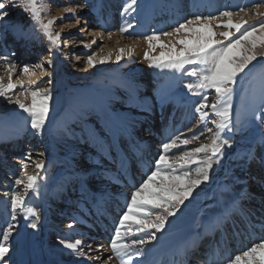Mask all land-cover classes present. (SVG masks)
I'll list each match as a JSON object with an SVG mask.
<instances>
[{
    "label": "snow or ice",
    "instance_id": "6c2138e0",
    "mask_svg": "<svg viewBox=\"0 0 264 264\" xmlns=\"http://www.w3.org/2000/svg\"><path fill=\"white\" fill-rule=\"evenodd\" d=\"M137 6L138 0H125L121 15L135 12ZM47 7L42 0H0V38L11 34L14 39L29 40L36 31H39L47 42V51L59 52L62 46H68L69 41L62 37L63 27L59 31L55 30L57 19L63 20L65 14L75 17L78 9L95 8L97 5L85 2L77 7L64 6L60 8L58 17L47 16ZM12 8H20L22 13L27 14V19L31 23V32L25 30L23 25L12 22L10 10ZM261 9H264V0H254L251 4L237 8H225L218 15H192L177 23L170 31H154L144 37L149 51L144 53L143 58L149 62L150 68L180 70L186 64L201 66L202 70L199 73L195 70L188 73L196 79L184 85L191 95L201 96L195 107V112L199 114L195 128L199 131L189 127L188 133L191 135L180 132L164 141L160 145L162 152L153 161L154 166L146 179L132 191L130 201L126 204V211L120 215L118 226L115 227L114 235L108 242L112 256L118 259L120 264H149L147 260V254L151 251L149 246L159 241L158 234L164 233L170 226V218H178V214L183 213V209L187 207L186 201L190 202L194 199L195 190L211 181L214 166H221L226 150L233 147L235 134L243 136L250 145L244 151V159L248 162L259 159L264 163V156L258 157L256 152L257 148L264 149V89L261 91L260 104L251 110L250 116H246L243 121L234 122L232 104L238 77L245 74V70L253 61L258 58L264 59V11ZM236 17L239 19L234 22ZM248 18L257 22L249 23ZM79 23L80 20L77 19L72 26L75 27ZM221 26L227 30L220 31L221 39H217L214 27ZM132 27L133 25L127 24L119 31L121 34H126ZM233 29L235 31H232ZM80 31L86 32L87 29L81 28ZM91 35L93 37L91 44L95 45L97 36L102 39L104 33L94 32ZM107 36L111 39L112 32H107ZM162 37L169 38V42L162 43ZM156 48L161 51L159 55L154 56L151 53ZM103 50L101 47L100 51ZM133 51L132 47L119 48L115 56L116 62L123 60L125 54L131 59ZM15 56V52L10 56H0V60L4 61L3 67L7 79L5 84V76H0V97L26 113L29 119L25 124L30 127L34 135L43 136L48 131L46 125L49 122L50 101L54 99V90L52 87H36L37 81L31 77H35V69H39L40 76L47 77L45 83L49 86L53 85V73L48 69L55 67L54 59L50 58L46 61L47 67L39 63L21 66L11 59ZM111 56V52L107 56L92 53L87 56L86 63L89 68H95L97 64H105ZM18 68L19 76L29 77L28 87L24 86L19 76L13 82ZM18 87L19 91H17ZM209 90L215 92V100L211 103L206 94ZM135 100L136 91L132 88L129 101ZM205 134L209 143L201 142L191 150H186L188 145L200 141ZM89 139L97 142L93 132L89 133ZM43 155L42 152L38 153V156ZM24 159L31 163L23 165L20 175L15 179L16 187L3 193L5 198L10 197V212H6L5 224L0 228V264H11L10 253L13 251V243L21 250L27 249L32 243L31 234H21L18 231V214H22V218L28 221L26 227L33 232L38 230L41 220L40 212L35 207L28 206L25 197L28 193L39 195L40 182L46 178L44 175L46 166L43 160L34 158L31 151L25 154ZM192 166L195 168L193 169ZM30 168L33 169L31 173ZM157 177H161L159 182ZM164 177L167 178V182ZM145 195L154 202L151 204L144 202ZM140 212L144 214L141 215ZM133 216L138 217L139 223H126ZM73 227L74 224H68L69 229ZM210 227L213 230H222L226 227V217H218L212 221ZM129 235L134 236L135 239H127ZM59 245L74 257L89 261L100 260L101 256L93 257L91 252H99L104 247L101 245L93 249L92 245L86 244L83 239L74 241L61 239ZM195 247L193 242L185 250V254ZM258 252L264 253V238L226 259L221 260L218 256H213L211 264H242V262L264 264V261L257 259ZM48 264H59V261L53 259Z\"/></svg>",
    "mask_w": 264,
    "mask_h": 264
},
{
    "label": "rangeland",
    "instance_id": "374dc122",
    "mask_svg": "<svg viewBox=\"0 0 264 264\" xmlns=\"http://www.w3.org/2000/svg\"><path fill=\"white\" fill-rule=\"evenodd\" d=\"M45 5H47V12L46 15L49 17L56 16L58 17L60 14L55 13L56 8L60 10V8L64 6L71 5L73 7H77L79 5L84 4L85 2L89 3L90 5L96 4L97 7H85L82 9H78L77 14L75 17H72L68 14H65V17L63 20L57 19V26L55 27L56 31H59L61 27L64 28V32L62 33V37L67 39L69 41L67 47L61 48L59 52H48L47 48V42L45 38L43 37V34L39 31H36L33 35V37L29 40H17L14 39L11 34H6L4 38H0V56L4 55H11L12 49H14L15 42H21L23 45V51L21 53H16L15 57H11V59L21 66L23 64H45L46 61L50 58L54 59V68L48 69L51 73H53V85L49 86L45 83L47 77H42L41 80H37L35 77H31L32 79H35L37 81L36 87H52L53 88V96L54 99L50 101V112H49V122L46 125L48 131L45 132L43 136H36L33 134L30 127H28L25 124V121L29 119L27 117L26 113H23L16 105H10L7 103V101L4 98H0V205H4L7 208L9 206L10 208V197L4 198L3 201L1 200L4 191H10L12 188H15V179L17 176L20 175V171L24 164H30L31 161L24 159L25 154L28 151H31L33 153V157L36 159H41L44 161V164L46 167H51L53 165V162L56 161L58 166L61 168V170L57 169L58 174H52L48 175L47 172H44L45 177L49 176L51 180L56 179L57 181H61L63 179L66 180V185H61L60 189L63 191L61 192V198L59 206L55 207L56 204L52 201L53 208H50L49 210H52V214L48 213V211L45 210V216H52V219H50L51 226L43 228V230H37L36 234L33 235L35 238H37V246L40 249L46 248V244L49 246L47 248L48 250H51L54 245L50 246V242L53 241L54 244L55 241L52 240L51 235V227H56L57 225V214L62 213V210H66V204H64L63 199H65V192L70 191V187H67V179L68 174L71 170H69V163L72 160L71 158H74L72 160L71 164L74 166V171L79 172L83 171V173L89 172L90 170L94 171L93 163L89 159H87V143L84 144L82 141V134H85L83 136V139L86 138V142H89V133L90 132H97V134L103 135V132L105 131L104 125L100 122V119L98 118L102 114H109L108 118L114 121H117V119L120 118H127V115H135L130 114V109H127L125 104H122L124 100L128 98V94L125 91L124 87L130 89L134 88L138 94H136V101H140L143 98H149L151 102H153L156 106L160 107L159 100H163L167 104H172L173 102L176 103L179 99V97L183 96L184 94L191 99L189 109L194 110L196 107V104L201 99V96H193L191 95L187 89L184 88V85L189 82H193L196 78L188 75V73L195 70L196 72H200L201 66L199 65H189L186 64L183 69L180 70H174V69H157V68H150L149 62L147 65V68H140L135 67L136 63L139 62L138 59L135 57H132L131 59L126 56L123 60L120 62V66L116 69L107 70L103 69L101 71H96L93 73H89L86 63V58L88 55L92 53H101L100 48L103 47V51L107 49L108 41L110 40L107 36V32L111 31L112 36L117 34L120 39L123 40V44L119 46H114V50L119 48H127L132 47V45H128L131 41H137V40H143L145 42V45L141 47V51L143 52V55L140 59L143 61H146L143 56L145 52H148V44L147 41L144 39L145 36L151 35L154 31L155 32H161L168 30L170 31L172 28L168 25V28L163 30L162 28L158 27V23L155 19V17L152 15V10L154 8H161V11L165 14L162 15L161 18H165L167 14H169L170 18L174 19V16L172 15V12L176 10L178 7H183L184 13L189 12V14L185 15V18H190L192 15H218L221 11H223L225 8H237L238 6H242L245 4H251L254 2V0H217V3H220L221 6L218 9H212V12H208L209 3L211 4L212 0H138V6L135 12H129L127 14L121 15V11L123 8V4L125 3V0H43ZM187 6V7H186ZM194 7L197 9L194 11ZM190 8V9H189ZM12 13V22L15 24L23 25L25 30L31 32V23L27 19V14L22 13V10L20 8H12L10 9ZM169 10V13L167 12ZM160 11V10H158ZM261 11H264V9H261ZM212 13V14H211ZM161 15V14H160ZM97 16V17H96ZM98 18L95 19L94 18ZM79 18L80 23L79 25L73 27L72 25L75 24V21ZM184 18V19H185ZM238 18V17H236ZM249 23H256V20H253L252 18H248ZM87 21V23H86ZM234 18V22H235ZM181 22V21H180ZM161 23V22H160ZM86 24V29H94L96 31L103 32L104 36L101 39L99 36H97V43L95 45L91 44V40L93 37H87L86 32L80 31L81 28H84V25ZM127 24L133 25L132 28H130L129 32L126 34H121L119 29ZM71 25V26H70ZM164 25H166L164 23ZM67 28H65V27ZM156 26V28H155ZM140 28H145L146 32L144 34L142 33ZM214 30L217 32V39H221L219 36L220 31H226L227 29H224L222 26L220 28H215ZM232 31H235L234 29ZM90 30L88 33V36L90 35ZM92 36V35H91ZM12 39V41H11ZM81 40L83 42L81 43H87L85 46H81L80 43H78V40ZM176 39V38H174ZM14 41V42H13ZM63 42V41H62ZM162 43H168L161 38ZM76 45H75V44ZM63 44V43H62ZM78 45V46H77ZM133 48V47H132ZM21 49V50H22ZM161 49L156 48L154 52H152V55H159V52ZM103 54V53H102ZM102 54H99V56H102ZM80 57V58H79ZM84 63V64H83ZM135 63V64H134ZM127 64H132L133 69H128L127 72H122ZM4 61L0 60V76H5V69L3 67ZM19 68L17 69V75L14 76L13 82L16 81L17 76H19ZM40 72V70L38 69ZM146 72V73H145ZM125 74V75H124ZM143 75V78H142ZM248 76V80L245 81L244 77ZM141 77V78H140ZM24 82V86L28 87V76H19ZM146 79L149 85L138 91L142 85L140 83H143L142 80ZM7 79H5L4 82H6ZM246 85V86H245ZM264 89V59L258 58L256 61H253L251 65H249V68L245 70V74H241L240 77H238V83L235 86V92L233 95V120L236 122L237 120L243 121L245 120L246 116H250L251 110L255 109L260 104V98H261V91ZM19 87L17 88V91H19ZM87 91H93L98 94L97 98L99 100V108L102 110H105L101 112L98 111V106L93 101H89L88 98L85 96V92ZM209 102H213L215 100V92L214 90H209L207 93ZM9 95H12L9 93ZM120 96L118 100H115L114 98ZM160 96V97H159ZM126 97V98H125ZM160 98V99H159ZM186 99V97H184ZM92 102V103H91ZM185 102V101H183ZM136 105V103H134ZM184 106V105H183ZM181 106V107H183ZM180 107V109H181ZM186 110V112L188 111ZM148 114V113H147ZM112 116L114 118H112ZM128 120V119H127ZM135 120L132 119L131 122H134ZM198 121V118L196 120L189 121L188 124H190V127H193L194 131H199V129L195 128V125ZM139 125V123H136ZM123 125V122H122ZM211 126V125H209ZM88 127V130H87ZM134 127V126H133ZM87 130V131H86ZM86 131V133H85ZM10 134H15L13 136L20 135L21 139H24V145L21 147L19 146V139H13L10 142H7L9 139ZM188 134V132L186 133ZM30 137V140H33L35 142L29 141L27 142L26 136ZM189 135V134H188ZM191 135V134H190ZM247 135V133H245ZM10 138V137H9ZM15 138V137H14ZM74 138L72 144L68 146L70 139ZM148 138V137H147ZM236 141H234L233 147L230 149H227V153L225 156V159L222 161L221 166H214V170L212 173V180H215L216 178L220 176H225V172H227V168L231 165L235 167L236 172H240L239 177H245L247 179V184L244 185V189L241 188L239 190L241 192V195L243 198L252 197L259 195H264V163H261L259 159L248 162L246 159H244V151L250 146L246 139H244L243 136L240 134H235ZM78 139V141H76ZM150 139V138H148ZM48 140V142H47ZM21 142V141H20ZM201 142L203 143H209L210 141L207 139V134H205L204 137H201L200 141H196L193 144H190L187 146L186 150H191L192 148L198 146ZM151 144L153 141L150 142ZM22 145V143H21ZM121 145L123 147V144L121 142ZM183 147V146H182ZM237 147H240L238 150H236ZM145 148V147H143ZM157 149V148H156ZM155 149V150H156ZM43 153V156H38V153ZM257 156H264V149L257 148L256 149ZM232 154H235L238 156V158L235 159V161H232L228 159V156L230 157ZM59 158H63L62 160H59L56 158V156ZM234 157V156H233ZM53 158H56V160L51 161ZM58 159V160H57ZM62 161H65L67 166H65V163H62ZM69 165V166H68ZM68 170L67 172L63 171L64 168ZM178 167V165H176ZM193 169L195 166H192ZM111 169V168H110ZM33 171L32 168L29 169V172L31 173ZM110 171V170H109ZM108 170L100 171V173L109 172ZM12 172H16V175L12 176ZM250 172L255 173V175L251 174ZM53 173H56L54 171ZM105 173V174H106ZM104 174V173H103ZM58 175V176H57ZM78 176V175H77ZM75 176V178L77 177ZM255 176L253 179L252 177ZM66 177V178H65ZM74 178V177H73ZM221 178V177H220ZM48 179V178H47ZM101 184L104 186L107 184L105 182V175H103L101 178ZM111 179V178H110ZM157 182L160 181L161 177H157ZM165 181L167 182V178L164 177ZM253 179V180H252ZM48 179V183H44L45 179L40 182L41 187L39 191V196H46V192L44 191V188L47 187L49 184L52 183V181ZM212 180L208 183V187H211ZM70 183V182H69ZM53 185V190L58 188L55 187V183ZM79 185L77 184V187L75 190H78ZM204 185H201V188H198L194 192V197H198L200 195V189H203ZM104 189V188H103ZM106 192L109 194L110 190L115 189V187L110 186V189L106 187ZM19 190V189H18ZM153 190H155L153 186ZM255 191H257L255 193ZM75 192V191H73ZM117 197H125L127 196V199H130L131 194L128 191H123L121 189H116ZM73 194V193H72ZM29 194H27L28 196ZM26 196V197H27ZM48 196L51 198L54 197V195L51 193V191L48 193ZM25 197V198H26ZM77 199V198H75ZM125 200V201H126ZM144 202L146 203H153L154 201L151 200L150 197L144 196L143 197ZM226 200V197L223 199ZM118 202V200H116ZM116 202V203H117ZM47 201H45L44 208H48L50 204H46ZM187 207L183 209V214L186 212L189 214H186L185 216L180 217L176 220L175 223L170 224V226L167 228V230L172 229V231L179 230L182 232V235L184 240L187 236H192L197 234H194L195 227L197 226L195 219L193 218L196 213H198V217L200 219H205L204 215H207V217H210L216 213V211L213 209L212 211H208L204 207L202 208V205L198 203V201H194L193 199L189 201H186ZM61 204H64L62 207L64 209H61ZM65 206V207H64ZM202 208V209H201ZM77 210V209H76ZM193 210V213L190 211ZM10 211V209H9ZM40 211V210H38ZM61 211V212H60ZM126 211V210H125ZM143 213V212H141ZM201 213V214H200ZM144 214V213H143ZM19 216L22 214H18ZM55 218V219H53ZM189 218H193V223L188 224L186 223V220ZM43 220L46 219L42 217ZM139 222L134 219V216L130 218V220L126 223H134L133 221ZM178 221V222H177ZM182 222V223H181ZM56 223V224H54ZM69 223H66V227H68ZM65 226L63 222H60V225H58V229ZM205 225H202L204 227ZM20 228V227H19ZM59 232V237H61V232ZM204 229V228H203ZM209 230V229H208ZM207 230V231H208ZM202 230V232H206ZM193 232V233H192ZM43 235H39L42 234ZM48 233V234H47ZM38 234V236H37ZM185 234V235H184ZM134 237V236H133ZM39 238V239H38ZM135 238V237H134ZM71 238H69V241ZM59 241V240H57ZM88 243V242H87ZM90 244V243H89ZM93 249L99 248L101 245L92 243L91 244ZM37 248V249H38ZM51 248V249H50ZM105 247H103L104 250ZM62 249L60 246L59 249H55L57 252ZM65 250V249H63ZM87 250V249H85ZM105 251L108 252V248H105ZM102 252L98 251H92L91 255L93 257L100 256ZM56 255V254H54ZM72 257V255H69ZM110 256V253L107 257ZM107 257H104L102 260H98L97 262H93L92 264H100L102 261L107 262L110 260H107ZM257 259L260 261H264V253L258 252L257 253ZM50 261V260H49ZM73 259H63V262H69L66 264H71ZM83 261V260H82ZM81 261V262H82ZM113 261V260H112ZM12 262H15L14 259H11ZM61 262V261H60ZM106 264V263H105ZM111 264V263H108ZM243 264V262H242Z\"/></svg>",
    "mask_w": 264,
    "mask_h": 264
},
{
    "label": "bare ground",
    "instance_id": "6f19581e",
    "mask_svg": "<svg viewBox=\"0 0 264 264\" xmlns=\"http://www.w3.org/2000/svg\"><path fill=\"white\" fill-rule=\"evenodd\" d=\"M57 1V0H56ZM42 3L43 4H45L44 3V1L42 0ZM210 6L212 7V9H218L220 6H221V4L220 3H217V0H212V2H211V4H210ZM197 8L196 7H194V11L196 10ZM55 13H57V14H60V10L59 9H57L56 8V12ZM153 15H155V13H153ZM79 19V18H78ZM95 19H97V18H95ZM239 18H235V20H238ZM254 20V19H253ZM71 26V25H70ZM65 27V26H64ZM65 28H67V27H65ZM84 28H86V24L84 25ZM89 30H90V33H99V31H96V30H94V29H87V33H86V36L87 37H92L91 36V34L88 36V33H89ZM64 32V31H63ZM62 32V33H63ZM163 39L165 40V41H167V42H169V38H165V37H163ZM173 40H174V38H172ZM11 41H12V39H11ZM123 40H121L120 39V41H119V37H118V35L117 34H115V35H113L112 36V38L108 41V43H110L109 45H107L106 47H107V49L105 50V51H103V52H101V53H99V54H102V56H107L108 55V53L109 52H111V54H112V56H111V59L110 60H108L105 64H103V65H99V64H97L96 65V67L95 68H89L88 67V65H87V68H89L88 69V71H89V73H93V71L94 72H96V71H101V70H105V69H109V70H112V69H116V68H118L119 66H120V62L119 63H117L116 62V59H115V56H116V54H117V52H118V49H116V50H114V46L116 47V46H119V45H122L123 44V42H122ZM14 42V41H13ZM78 43H80V45L82 46H85L87 43H81L82 41L79 39L78 41H77ZM63 43V42H62ZM75 44V43H74ZM14 45V49H12V51L10 52V53H12V52H15V53H18V52H20L21 51V49L23 48V45H22V43L21 42H15V44H13ZM76 45V44H75ZM128 45H132V47H133V49H134V51H133V54H132V57H135L136 59H138L139 60V62H137L136 63V65H135V67H140V68H144V69H146L147 68V65H148V62H147V60L146 61H143L142 59H140L141 57H142V55H143V52L141 51V47L142 46H144L145 45V42L143 41V40H137V41H131V42H129V44ZM78 46V45H77ZM131 47V46H130ZM99 54H98V56H99ZM126 56H127V54H125V57L124 58H126ZM80 58V57H79ZM84 64V63H83ZM135 64V63H134ZM133 69V67H132V64H127V65H125V67H123V71L122 72H127V71H129L128 69ZM131 69V70H132ZM35 72H36V76H35V78L39 81V80H41V76H40V72L38 71V69H35ZM146 73V72H145ZM125 75V74H124ZM141 78V77H140ZM142 78H143V75H142ZM6 79V78H5ZM21 79V78H20ZM13 80H14V78H13ZM244 80L245 81H247L248 80V76H245L244 77ZM142 82L143 83H140L141 85H142V87H140L139 88V90L140 89H142L143 90V88L144 87H146L147 85H149L148 84V82L146 81V79H143L142 80ZM7 83V80H6V82H5V84ZM246 86V85H245ZM85 96H86V98H88V100L89 101H93V102H95V104H97L96 106H98V102H99V100H98V98H97V96H98V94L96 93V92H93V91H87V92H85ZM0 98H2V97H0ZM118 98H120V96H118V97H116V98H114L115 100H118ZM92 103V102H91ZM98 108H99V106H98ZM101 108H99L98 109V111L99 112H101ZM146 110H148V109H146V107H145V111ZM102 111H104L105 112V110H102ZM149 111V110H148ZM110 117V116H109ZM148 117H150V118H153L154 117V115H153V112H148ZM113 120V119H112ZM114 121V120H113ZM116 122V121H115ZM119 124H122V122H119ZM121 126V125H120ZM13 135H15V134H10L9 135V137H7L9 140L8 141H12L13 139H15V138H17V139H20V137L18 136H13ZM128 136L130 137V131H129V133H128ZM15 137V138H14ZM141 137V136H140ZM29 140H30V138H29ZM20 141L22 142V140L20 139ZM24 144V142H22V145ZM138 151H141V147H139V149H138ZM105 173V172H104ZM48 181V179H47V177L45 178V182L44 183H48L47 182ZM121 190H125V188H120ZM126 191V190H125ZM116 195H119V194H116ZM54 197H55V195H54ZM5 198V197H4ZM118 198L120 199V200H118V201H125L126 199H127V196H125V197H119L118 196ZM7 199V198H6ZM228 202H230V199L226 196V200H224V203H228ZM50 206V205H49ZM48 206V207H49ZM6 210H9L10 208H9V206H7V208H5ZM6 210H4L5 212H7ZM73 211H77L76 209H74ZM4 212V213H5ZM6 214V213H5ZM20 218H21V220L22 221H24V219L22 218V215H20ZM26 221V220H25ZM178 222V221H177ZM182 223V222H181ZM186 223H188V224H191L192 225V223H193V219L192 218H189V219H187L186 220ZM54 224H56V223H54ZM208 224V223H207ZM20 227V226H19ZM18 231L21 233V234H31V241H32V243L30 244V246L27 248V249H24V250H21V249H19L18 247H17V245L15 244V243H13V245H12V248H13V251L10 253V256H11V259H14L15 260V262H12V264H21V261L22 260H24V258L26 257V253L27 252H31V253H36V257L37 258H39V256H40V253L41 252H43V251H45V252H47V247L44 249V248H42L41 247V249H42V251L40 252L37 248H36V246H37V238H35V236H33V235H35L36 234V232L37 231H35V232H33V230L32 229H27V228H18ZM54 231H56V229H55V227H51V233H54ZM170 231H172V229H169V230H166L164 233H168V232H170ZM58 232V231H57ZM193 233V232H192ZM206 233V232H205ZM202 234H204V233H202ZM38 235V234H37ZM185 235V234H184ZM190 237H191V235L190 236H187L184 240H181V242H182V244L183 245H189L190 244ZM127 239H128V237H126ZM17 239H19V238H17ZM166 239H169L170 240V237H167ZM56 244H54V246H53V248L54 249H59L60 248V245H59V242H55ZM85 243L86 244H89V242L87 243L86 241H85ZM95 244H97V242H95ZM100 244V242L98 243V245ZM62 247V246H61ZM100 252H102L101 254H100V256H102L103 258H102V260L104 259V257H107L108 255H109V253H107V251H105V248H104V250L103 249H101V251ZM67 253H69L67 250H63V248L62 249H60L58 252H56V255H52V256H49V258L51 259V258H53V259H56V260H58L59 258H61L64 254H67ZM46 258H47V256H45ZM49 258H47L48 259V261H49ZM197 258V257H196ZM73 259V258H72ZM77 259V258H76ZM67 260V259H66ZM83 261L82 262H80V264H86V262L87 263H93V262H97L98 260H91V261H89V260H85V259H82ZM59 263H62V264H66V263H69V262H60L59 261ZM108 263H112V260L110 259L109 261H108ZM32 264V263H31ZM191 264H200L199 263V261L198 260H195V261H193Z\"/></svg>",
    "mask_w": 264,
    "mask_h": 264
}]
</instances>
